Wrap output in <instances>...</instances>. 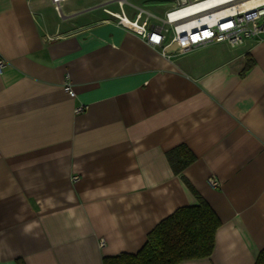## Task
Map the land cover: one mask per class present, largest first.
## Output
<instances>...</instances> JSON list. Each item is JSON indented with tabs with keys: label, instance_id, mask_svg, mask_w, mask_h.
Returning <instances> with one entry per match:
<instances>
[{
	"label": "crops",
	"instance_id": "obj_1",
	"mask_svg": "<svg viewBox=\"0 0 264 264\" xmlns=\"http://www.w3.org/2000/svg\"><path fill=\"white\" fill-rule=\"evenodd\" d=\"M68 1L0 0V264L134 254L196 203L189 187L221 225L208 258L180 264H254L264 249V35L166 58L115 24L108 12L120 10L107 5L122 0ZM175 4L139 9L155 24ZM178 147L194 161L176 174L167 154Z\"/></svg>",
	"mask_w": 264,
	"mask_h": 264
},
{
	"label": "built area",
	"instance_id": "obj_2",
	"mask_svg": "<svg viewBox=\"0 0 264 264\" xmlns=\"http://www.w3.org/2000/svg\"><path fill=\"white\" fill-rule=\"evenodd\" d=\"M65 0H52L58 4ZM247 0H176V4L165 11L158 23L149 24L142 19L144 10L135 8V16L129 19L124 11L125 0L119 1L120 12L109 15L117 26L136 34L148 46L158 50L166 58L187 53L208 44L226 43L232 47L245 41H259L264 35V0L245 6ZM55 9L59 11V7ZM187 15V16H186ZM5 67L0 57V75ZM63 88L70 97L74 91L68 75L64 78ZM86 106L75 108L81 113ZM74 176L72 180H77ZM207 183L218 188L220 183L210 178ZM104 241L100 240V247Z\"/></svg>",
	"mask_w": 264,
	"mask_h": 264
},
{
	"label": "trees",
	"instance_id": "obj_3",
	"mask_svg": "<svg viewBox=\"0 0 264 264\" xmlns=\"http://www.w3.org/2000/svg\"><path fill=\"white\" fill-rule=\"evenodd\" d=\"M250 66L248 62L245 70ZM167 159L176 174L194 161L185 147L170 151ZM189 188L196 199L194 205L178 208L159 222L136 253L104 257L103 264H180L208 258L213 252L215 232L221 222L208 203ZM18 264L24 263L19 260ZM254 264H264V249L257 254Z\"/></svg>",
	"mask_w": 264,
	"mask_h": 264
},
{
	"label": "rangeland",
	"instance_id": "obj_4",
	"mask_svg": "<svg viewBox=\"0 0 264 264\" xmlns=\"http://www.w3.org/2000/svg\"><path fill=\"white\" fill-rule=\"evenodd\" d=\"M91 1H102V0H69L68 2L73 5H82L86 4ZM108 1V0H106ZM175 0H126L127 4H124L123 10L128 16L129 19H131L132 15L136 12L131 6L136 8H141L146 11H149L154 14L160 15L158 12L162 9H166L170 7ZM131 6H129V5ZM107 8L111 11H119L120 9L117 6V3H111L107 5Z\"/></svg>",
	"mask_w": 264,
	"mask_h": 264
},
{
	"label": "bare ground",
	"instance_id": "obj_5",
	"mask_svg": "<svg viewBox=\"0 0 264 264\" xmlns=\"http://www.w3.org/2000/svg\"><path fill=\"white\" fill-rule=\"evenodd\" d=\"M248 2H246L245 6H250L252 4H256L258 3L259 0H247ZM60 6V5H59ZM187 16V15H186Z\"/></svg>",
	"mask_w": 264,
	"mask_h": 264
}]
</instances>
